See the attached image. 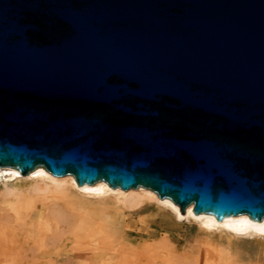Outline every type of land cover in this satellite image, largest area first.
<instances>
[{"label": "water", "instance_id": "1", "mask_svg": "<svg viewBox=\"0 0 264 264\" xmlns=\"http://www.w3.org/2000/svg\"><path fill=\"white\" fill-rule=\"evenodd\" d=\"M0 167L264 216V0H0Z\"/></svg>", "mask_w": 264, "mask_h": 264}, {"label": "bare ground", "instance_id": "2", "mask_svg": "<svg viewBox=\"0 0 264 264\" xmlns=\"http://www.w3.org/2000/svg\"><path fill=\"white\" fill-rule=\"evenodd\" d=\"M77 199L99 203L100 208L105 210L117 207L132 215L153 206V216L161 221H166L169 216L175 223L183 220L194 224L198 231L196 238L200 239L199 247L205 245L203 255L198 260L168 256L165 264H237L236 253L245 249L242 244L250 246L256 254L264 251V216L260 221L249 219L245 214L216 220L210 214L192 213L191 204L181 214L177 205L166 198L159 199L154 192L142 187L121 190L110 188L103 181L78 186L70 175L55 177L42 167H36L25 175L12 167H0V229L7 228L15 234L19 225L30 223L31 236L39 237L31 247L40 251L46 242L53 241L52 245L69 233L75 238L77 256L85 257L84 263L100 260L103 264L105 255L102 251L101 254L93 253L90 248L96 246L83 249L79 240L83 236L104 237L102 226L92 221L89 213L95 206L85 207V203L81 205ZM19 253L12 257L6 251H0V258L5 264H21Z\"/></svg>", "mask_w": 264, "mask_h": 264}, {"label": "rangeland", "instance_id": "3", "mask_svg": "<svg viewBox=\"0 0 264 264\" xmlns=\"http://www.w3.org/2000/svg\"><path fill=\"white\" fill-rule=\"evenodd\" d=\"M76 201L81 205L85 203V207L95 206L88 212L92 221L102 226L105 235L103 234L104 237L101 239L97 236L94 238L83 236L79 240L83 249L96 246L93 247L95 250L92 247L90 249L95 254L99 252L98 254L105 255L103 264H165L169 257L175 259V256L177 258L186 256L187 260L192 257L198 260L204 253L205 245L199 247L200 239L196 238L198 231L194 224L183 220L175 223L169 216L166 221H161L160 218L153 216L155 212L153 206L132 215L117 207L105 210L100 208L99 203H87L82 199ZM30 227L32 225L28 222L19 225L17 230L15 228V234L7 228H1L0 251H6L12 257L20 252L19 258L23 261L21 264H101L100 260H89L84 263L85 257L77 256L79 253L75 249L77 246L75 238L69 233L62 235L60 240L52 245L53 241L46 242L41 251L36 250L38 248L32 249L31 246L39 237L31 236ZM242 247L245 248L244 252L236 253L237 264L264 263V251L256 254L250 246L242 244ZM196 248L198 251H195ZM0 264H5L2 258Z\"/></svg>", "mask_w": 264, "mask_h": 264}]
</instances>
